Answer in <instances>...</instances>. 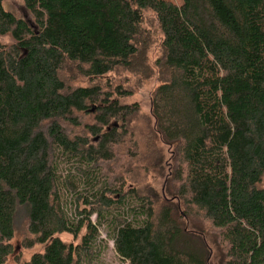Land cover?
Instances as JSON below:
<instances>
[{
  "label": "trees",
  "instance_id": "trees-1",
  "mask_svg": "<svg viewBox=\"0 0 264 264\" xmlns=\"http://www.w3.org/2000/svg\"><path fill=\"white\" fill-rule=\"evenodd\" d=\"M22 1L31 21L0 0V264H11L20 209L23 248L45 245L23 264H91L104 219L123 264H209L191 219L215 237L221 264H264V0ZM117 69L158 82L151 114L173 150L182 215L124 191L103 166L132 142L128 119L139 110L104 80ZM63 74L90 85L73 88ZM63 162L83 176L80 191L61 181Z\"/></svg>",
  "mask_w": 264,
  "mask_h": 264
},
{
  "label": "rangeland",
  "instance_id": "rangeland-1",
  "mask_svg": "<svg viewBox=\"0 0 264 264\" xmlns=\"http://www.w3.org/2000/svg\"><path fill=\"white\" fill-rule=\"evenodd\" d=\"M168 1L177 5L181 3V0ZM3 6L5 10L12 13L15 17L31 21V17L26 11L22 0H3ZM151 25H153L152 15L149 16L145 27L150 29ZM152 35L153 41L148 52L147 63L156 72L155 62L160 56V37L155 31H152ZM1 41L7 42L8 39H1ZM63 77L68 80L67 82L73 88L86 87L91 82L81 77L72 81L70 74H63ZM104 80H110L114 87L119 86L124 91L131 93L120 101L122 105L137 104L139 109L132 118L128 119V133L133 136H131L132 142H129L130 138L127 137L126 143L119 145L116 159L103 165L107 174L118 185L122 184L124 191L133 187L140 196L150 198L156 205L170 203V205L178 207V214L182 215L184 209L180 207L181 205L175 198L173 150L165 146L156 134L155 123L151 114L152 93L158 86L156 78L143 80L129 71L117 69L108 74ZM80 119L82 122L92 121L91 116L86 118L80 116ZM132 146L135 148L133 149ZM129 152H132V155ZM73 168L72 164L60 163L59 177L62 182H65L67 177L74 179V182L78 183L76 191H80L84 185L82 182L79 183L77 178L83 176ZM261 187L264 188V179ZM69 191L68 193L62 191L64 199L67 201H71L74 194L71 190ZM67 214L69 217H74V207L68 205ZM91 221L94 223L95 218L92 217ZM110 221V219H104L102 224L98 226L99 238L94 244L98 256L91 264H123L116 256L113 250V242L109 237L108 226ZM186 223L190 229L205 233V242L210 250L209 264H221L222 255L215 237L206 232L207 227L204 226L202 221L197 219L193 221L191 219L186 221ZM27 238V217L25 211L20 209L15 218V236L12 240L13 255L9 258V263L14 264L15 259L18 258L19 264H23L33 254L41 253L44 250L45 245H38L32 249L23 248V241ZM60 239L65 243L73 241L68 234L60 235Z\"/></svg>",
  "mask_w": 264,
  "mask_h": 264
}]
</instances>
